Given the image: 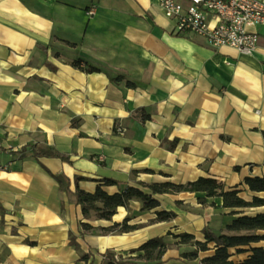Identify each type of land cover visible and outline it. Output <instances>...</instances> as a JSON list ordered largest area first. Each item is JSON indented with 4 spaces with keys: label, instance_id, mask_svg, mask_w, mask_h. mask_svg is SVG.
<instances>
[{
    "label": "crops",
    "instance_id": "obj_1",
    "mask_svg": "<svg viewBox=\"0 0 264 264\" xmlns=\"http://www.w3.org/2000/svg\"><path fill=\"white\" fill-rule=\"evenodd\" d=\"M159 1L0 0V264H105L106 251L129 256L170 228L202 241L204 228L225 233L234 218L218 198L201 205L179 193L155 197L157 211L176 215L168 222H154L156 210L142 211L139 201L110 221H87L55 176L72 193H93L104 179L213 178L245 201L264 200L244 184L264 177V28L252 29L259 43L251 55L212 48L178 33ZM235 212L253 216L264 206ZM125 219L139 229L80 228ZM179 260L168 250L162 264Z\"/></svg>",
    "mask_w": 264,
    "mask_h": 264
},
{
    "label": "trees",
    "instance_id": "obj_2",
    "mask_svg": "<svg viewBox=\"0 0 264 264\" xmlns=\"http://www.w3.org/2000/svg\"><path fill=\"white\" fill-rule=\"evenodd\" d=\"M81 63V61H77L73 63V66L80 68ZM86 71L91 73L99 70L88 67ZM128 85L131 86V84ZM33 151L34 155L38 157L63 160L51 150L34 148ZM54 179L60 191L66 192L72 198L73 203L80 207L82 217L87 221L92 219L110 221L118 208L128 209L130 203L139 201L142 204V211L156 210L154 222H168L173 220L176 215L173 212L157 211L160 206L155 199L157 195L193 193L197 195L196 200L201 205L205 204L208 199L218 198L221 200L220 208L230 211L228 215L234 217L225 227V233L215 234L211 229L204 228L202 241L196 240L193 235L187 233L166 234L172 236L177 241V245H191L194 248L193 251L183 254L182 258L194 261L199 258L200 253L211 251L209 256L200 259L199 264H264V248L252 247V245L264 241V213L249 216L244 215L243 212H235V210L244 211L262 207L264 200L253 197L250 202L245 201L240 197V191L237 189L225 190L224 185L216 179L198 178L184 184L168 181L151 184L139 183L137 186L104 179L93 193H86L78 189L72 193L68 188V180L64 176H55ZM244 184L250 192L264 193V177L245 178ZM107 187H115L116 192L107 193L105 190ZM128 222L129 220L125 219L121 224H113L108 228H92L87 223H81L80 228L82 232L93 235L113 232L127 234L139 229L137 225H128ZM70 243L75 248L78 247L74 241H70ZM209 245L212 246L211 249ZM231 249H234L238 254L246 252L249 255L240 262H233ZM168 250L169 246L165 241V236H159L151 238L140 247L131 250L127 258L112 251H106L103 256L106 259L105 264H133L139 260L145 263L161 264L163 256ZM88 257L89 255H85L83 259L87 260Z\"/></svg>",
    "mask_w": 264,
    "mask_h": 264
},
{
    "label": "built area",
    "instance_id": "obj_3",
    "mask_svg": "<svg viewBox=\"0 0 264 264\" xmlns=\"http://www.w3.org/2000/svg\"><path fill=\"white\" fill-rule=\"evenodd\" d=\"M158 7L175 20L178 33L199 36L212 48L228 47L244 55L258 48L259 36L252 29L264 28V0H160ZM115 132L124 134L119 125Z\"/></svg>",
    "mask_w": 264,
    "mask_h": 264
},
{
    "label": "rangeland",
    "instance_id": "obj_4",
    "mask_svg": "<svg viewBox=\"0 0 264 264\" xmlns=\"http://www.w3.org/2000/svg\"><path fill=\"white\" fill-rule=\"evenodd\" d=\"M179 232L181 233V231H177L176 229L170 228L163 236H165V241L168 243L169 250L176 252L178 258H180L179 261L181 263H183V264H186V263L187 264H199L201 258L209 256L212 253L211 251L202 252L199 254V258L197 260H194V261L185 260L184 258H182V255L185 253L193 251L194 248L191 245H177V243H176L177 241H175L172 238V236L166 235L167 233L179 234ZM209 248L211 249L212 246L209 245ZM230 252H232V261L233 262H240V261L244 260L245 258H247V256H248V254L246 252L238 254V253H236V251L234 249ZM127 257H128V255H125L123 258H127ZM133 264H153V263H145V262L139 260V261L134 262Z\"/></svg>",
    "mask_w": 264,
    "mask_h": 264
}]
</instances>
